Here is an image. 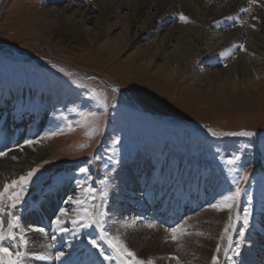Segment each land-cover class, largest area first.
<instances>
[{"label": "rangeland", "instance_id": "obj_1", "mask_svg": "<svg viewBox=\"0 0 264 264\" xmlns=\"http://www.w3.org/2000/svg\"><path fill=\"white\" fill-rule=\"evenodd\" d=\"M65 3L64 0H9L0 9V134L7 121H21L12 124L15 130L33 128L40 111L43 112L40 127L34 135L22 138L19 143H23L25 139L43 136L47 132L62 130L61 134L45 138L41 142L53 145V148L21 173L26 174L31 168L40 169L28 197V204L16 211V215L21 217V224L26 226V223L28 225L35 222L48 230L45 227L48 225L47 220H38L34 216L38 211L31 205L57 172L65 176H78V169L87 167L92 177L88 183L97 188L95 203L99 204V190L104 187L100 182L104 180L106 171L115 168L107 185L109 203L105 210L110 209L111 215L112 187L117 172L124 167L136 165L137 161L157 159L158 163L162 164L166 158L174 156L173 160L187 159L191 166L203 162L210 169V174L218 178L217 184H221L224 190L216 189L213 184L209 185L210 188L202 189L205 201L199 203L197 210L190 211V206H187L182 210L175 225L165 226L159 218L153 222L159 223L163 229L193 222L196 215L208 208V198L218 194V199L221 193L227 194L229 190L234 189L233 179H239L243 172H248V180L241 181L244 193L238 204V217L242 218L244 207H251V224L258 221L263 226L264 202L261 201V190L264 185V133L254 140L234 136L212 137L207 130L211 129L217 133L242 130L264 132V77L258 76L257 88L249 86V89L245 90L240 83L233 90L224 87L210 89L204 81L199 83L187 79V76H179L172 84H166L158 75L153 76L145 70H133L132 65L149 64L150 60L131 57L129 46L117 42L115 33L107 37V45L116 42L115 50L112 51L106 44L105 46L98 42L94 35L97 31L94 21L88 20L84 24L87 33L85 37H70L65 25L55 16L62 13ZM153 8L154 6L149 9L150 12L154 11ZM72 13L73 11L66 13L68 19L74 18ZM242 15L245 17L246 13ZM37 17L40 18L39 22L36 21ZM163 26H169V23ZM161 36L158 35L157 38ZM149 40L140 38L132 46L143 47L144 44L150 43ZM15 51L24 52L28 58H15ZM33 59L36 62H33ZM197 64L202 65V60L197 59L190 66H199ZM202 67L206 65L203 64ZM219 68L222 70L224 67ZM80 72L85 74H78ZM83 76H88V79ZM101 83L117 89L115 95L111 89L102 88ZM89 111L97 113L95 122L77 126V122L81 121L80 113ZM23 118L25 121H22ZM69 125L72 126L71 130ZM117 138L120 143L113 144ZM26 150L30 154L33 153L31 148ZM233 152L241 156L238 164L233 166L234 170L221 162ZM109 157H112L111 161ZM48 170L50 172L47 178L39 182ZM131 185L137 193V187ZM146 185H149V182ZM78 194L80 190L76 189L73 182L67 195ZM196 194L197 192L193 194L194 198ZM135 199L134 197L133 202L119 205L121 214L118 219L131 218L140 221L138 212L141 206ZM59 201L62 200L59 198ZM171 203L173 204L172 200ZM58 205L67 207L63 202ZM7 211L8 209L3 215L5 229ZM144 211L146 212V209ZM233 223L239 228L238 220H233ZM114 224L116 223L110 218L108 227L113 234H117ZM66 226L72 228V225ZM228 234L222 233L217 243L220 245V252L215 250L213 254L218 256L221 264H227L223 249L229 244ZM169 236L171 237V233ZM230 236L231 240L235 241L237 232L232 231ZM254 237L257 240L255 248L250 249L249 253L263 261L264 237L256 233ZM67 240L55 247V251H65L74 260H84L83 253L78 252L77 248H71ZM170 241L175 245L182 242L179 238L176 241L170 238ZM126 245L138 258L147 261L133 246L127 243ZM27 248L24 250L27 251ZM245 252L247 250L242 246L241 255L236 258L237 264ZM54 257L55 255L52 256L53 259L48 260L49 263L55 260ZM211 260L212 258L209 260L210 264ZM45 261L47 260L43 262Z\"/></svg>", "mask_w": 264, "mask_h": 264}, {"label": "bare ground", "instance_id": "obj_2", "mask_svg": "<svg viewBox=\"0 0 264 264\" xmlns=\"http://www.w3.org/2000/svg\"><path fill=\"white\" fill-rule=\"evenodd\" d=\"M64 1L66 3L62 13L55 16L65 25L70 37H85L87 33L84 24L88 20L94 21L97 27L94 35L98 42L107 45V37L115 33L117 42L129 46L131 57L150 60L149 64L132 65L133 70H145L153 76L158 75L166 84H172L179 76H187V79L199 83L204 81L210 89L224 87L233 90L240 83L245 90L249 89V86L257 88L258 76L264 77V0H255V3H250L249 0H89L84 4L82 2L86 0ZM8 2L9 0H0V9ZM152 6L154 11L150 12ZM68 11H73V19H68ZM181 13L188 17V23L179 19ZM243 13H246L245 17ZM36 21L39 22L40 18L37 17ZM165 23H169V26H163ZM235 24L237 25L234 26ZM158 35H162L161 38H157ZM140 38L151 40L143 47L137 45L133 48ZM115 45L116 42H112L107 48L113 51L116 49ZM239 45L244 46L243 51L239 49ZM15 54L19 58L25 56L19 51H15ZM197 59L202 60L206 67L203 68V64L190 66ZM219 67L224 68L221 70ZM82 73L85 74H78ZM42 117L43 112L40 111L34 127L22 131L12 127V124L21 121H7L0 134V151L14 148L22 138L34 135L41 125ZM26 148L30 147H25L23 151L14 149L6 157L0 158V189L6 181L20 176L31 164L46 156L53 145L40 143L31 148L32 154ZM12 156L17 159L13 160ZM173 158L174 156L166 158L162 164H159L157 159H144L145 161H137L136 165L124 167L117 172L112 187L111 220L116 223L114 225L123 241L133 246L139 255L152 260L153 264H178V261L179 264H210L209 260L224 232L228 216L231 215L233 220L237 221L239 207L237 205L231 213L208 207L196 215L193 222H187V226L186 222L183 224L185 232L189 234L178 235L182 242L173 245L169 233L153 220L159 218L165 226L175 225L182 210L187 206H190V211L199 209V203L206 199L202 189L210 188V184L215 185L216 189L221 188V184H217L218 178L210 174V169L203 162L191 166L185 158ZM147 182L149 185H146ZM130 183L137 187L138 194ZM261 191V201L264 202V185ZM195 192L196 198L193 196ZM213 195L208 198L209 204L217 200L218 194ZM134 197L135 202L141 206L138 212L140 221L131 218L118 219L121 214L119 205L133 202ZM61 202L59 197L53 198L51 204L45 206L44 212L34 213L38 220H47L48 225L45 227L48 230L46 234L32 231L27 233L30 243L25 264H60L55 260L50 263L48 260L43 262L44 260L38 257L55 255V247L71 237L65 238L57 233V239L51 240L53 231L50 217L54 210L58 211L57 205ZM67 207L70 210L73 208L72 205ZM163 215L165 218L162 219ZM149 223L156 225L155 228H148ZM28 225L26 223L24 226ZM263 226L258 221L251 224L246 234L247 242L243 245L247 252L240 258L239 264H264V260L260 261L249 253L255 248L257 241L254 234L264 237ZM231 232L232 230L228 232V238ZM77 245L83 246L79 241ZM66 259L73 260L70 255L66 256Z\"/></svg>", "mask_w": 264, "mask_h": 264}, {"label": "snow or ice", "instance_id": "obj_3", "mask_svg": "<svg viewBox=\"0 0 264 264\" xmlns=\"http://www.w3.org/2000/svg\"><path fill=\"white\" fill-rule=\"evenodd\" d=\"M250 3H255V0H249ZM247 11V9H242ZM179 19L184 23H188V17L183 13L180 14ZM255 19V17H253ZM233 47H237L233 45ZM241 51L244 50L243 45L238 46ZM223 54V53H222ZM79 86V85H78ZM115 91V89H113ZM81 121L77 122V126L83 124H92L97 117L96 112H81ZM69 130L72 126H68ZM208 134L212 137L234 136L254 138L257 134L254 131L242 130L236 132H223L217 133L211 129L207 130ZM62 133V130L47 132L43 136L32 139H25L23 143H17L14 148H8L6 151H0V158L6 157L9 152L14 149L23 151L25 146L34 147L39 145L45 138H50ZM119 138L113 141V144H119ZM219 154V150H217ZM16 160V156L11 157ZM112 160V157H109ZM241 160V156L236 152L223 159L221 162L234 170L235 165ZM47 163V161H45ZM39 168H31L26 174L20 175L16 179H11L3 184L0 189V264H25V257L28 255L24 249L28 247L30 241L27 239L29 231L46 234V229L39 224H30L27 227L21 224V217L16 215V211L20 210L23 206L28 204V197L33 189ZM115 171L112 168L110 171L105 172V178L100 183L104 185L99 190L100 203L97 204V188L93 187L88 182L92 180L89 175L87 167H80L78 169V176H65L59 172L50 178L46 187L41 191V195L33 200L31 207L38 212H44L45 206L51 204L53 198L59 197L64 205L74 206L71 210L68 207L59 206L58 211L54 210L53 215L50 217V226L53 230L51 240L57 239V233L67 238L71 236V240H67L70 247L77 248L78 252H82L84 260L66 259L70 255L65 251H57L55 254V261L60 264H153L152 260H142L137 257L136 253L131 251L126 243L122 240L119 233L113 234L108 227V220L111 218L110 209L105 210L109 203V177ZM78 177H82L78 178ZM249 178L248 172H243L239 179H233L232 183L234 189L229 190L227 194H222L215 202L208 205L211 209L216 211L227 210L231 213L239 204L241 195L244 193L241 181L246 182ZM75 183L76 189L80 190L78 195H67L69 186ZM249 205L251 204V196L248 199ZM7 211V229L4 228L3 215ZM252 216L251 207H244L242 209V218L237 217L240 224L237 228L236 223H233V217L228 216V222L225 225L224 233H228L229 229L237 232L235 241L231 240L229 236V244L223 249L225 262L227 264H237L236 258L241 255V248L247 242V232L250 229ZM67 223L72 224V228H68ZM156 225L149 223L148 228H155ZM166 232L171 233V240L176 241L178 235H188L181 225L165 228ZM86 240L82 239L85 238ZM18 241V243H17ZM80 242V247L77 245ZM6 244L8 246H6ZM216 252H220V245L216 247ZM41 260L53 259L51 255L38 257ZM171 259H177L171 257ZM179 264V261H178ZM211 264H221L217 255L212 256Z\"/></svg>", "mask_w": 264, "mask_h": 264}, {"label": "water", "instance_id": "obj_4", "mask_svg": "<svg viewBox=\"0 0 264 264\" xmlns=\"http://www.w3.org/2000/svg\"><path fill=\"white\" fill-rule=\"evenodd\" d=\"M83 78H85V79H86L87 77H86V76H83ZM124 96H126V95L124 94ZM131 97H132V96H131ZM256 134H258V133H256Z\"/></svg>", "mask_w": 264, "mask_h": 264}]
</instances>
